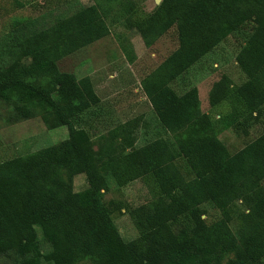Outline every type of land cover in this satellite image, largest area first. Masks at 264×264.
I'll return each instance as SVG.
<instances>
[{
	"label": "trees",
	"instance_id": "16d2710c",
	"mask_svg": "<svg viewBox=\"0 0 264 264\" xmlns=\"http://www.w3.org/2000/svg\"><path fill=\"white\" fill-rule=\"evenodd\" d=\"M118 7L146 45L177 27L179 48L142 81L172 140L135 148L133 125L123 124L94 143L91 129L78 126L99 101L88 79L61 72L59 62L109 35L107 20ZM32 24L16 23L11 48L21 56L0 64V101L11 105L13 121L41 116L51 129L67 127L69 137L0 163L5 264H264V133L235 154L218 137L264 114V0H162L144 18L123 0H95L51 27ZM244 30L251 33L237 62L246 79L217 84L210 103L225 111L214 118L202 112L197 88L179 95L172 84ZM81 174L88 188L76 192ZM139 179L156 194L130 210L139 236L126 241L105 195L112 183L123 188ZM204 205L221 217L207 222Z\"/></svg>",
	"mask_w": 264,
	"mask_h": 264
},
{
	"label": "rangeland",
	"instance_id": "374dc122",
	"mask_svg": "<svg viewBox=\"0 0 264 264\" xmlns=\"http://www.w3.org/2000/svg\"><path fill=\"white\" fill-rule=\"evenodd\" d=\"M133 5L137 16L152 14L162 0H123ZM95 0H0V64L11 65L21 52L12 51V38L17 33L16 23L31 20V28L41 30L60 20L69 18L83 8L92 6ZM110 34L86 48L63 58L59 62L61 72L73 73L77 79H88L99 105L87 112L78 126L91 129L94 143L113 128L130 124L135 148L158 138L172 140L162 125L146 96L142 81L154 72L180 46L177 27L170 29L159 40L146 45L139 31L125 25L124 15L118 7L108 18ZM244 30L224 39L212 52L204 56L173 84L177 94L197 88L201 110L214 118L220 110L211 106V94L224 77L230 86H240L246 79L237 62V55L245 45ZM38 85H49V79L35 80ZM96 110V111H95ZM97 113V114H96ZM9 103L0 101V163L15 157L25 156L59 144L69 137L67 127L51 129L41 116L27 120H12ZM264 133V114L249 125L227 128L218 132V137L231 154L245 148ZM74 190L83 192L88 188L85 174L74 178ZM156 189L150 181L139 179L118 188L115 183L105 195V201L114 211V220L126 241L139 236V230L130 216L132 208L151 202ZM203 218L211 223L221 217V212L204 205ZM41 236V233H40ZM45 250L49 245H44ZM7 260L0 258V264ZM80 264H89L82 262Z\"/></svg>",
	"mask_w": 264,
	"mask_h": 264
},
{
	"label": "water",
	"instance_id": "95a60500",
	"mask_svg": "<svg viewBox=\"0 0 264 264\" xmlns=\"http://www.w3.org/2000/svg\"><path fill=\"white\" fill-rule=\"evenodd\" d=\"M158 2H160L159 0H157Z\"/></svg>",
	"mask_w": 264,
	"mask_h": 264
}]
</instances>
